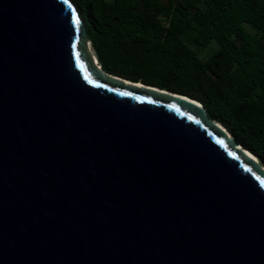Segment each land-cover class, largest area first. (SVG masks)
<instances>
[{"label":"water","instance_id":"1","mask_svg":"<svg viewBox=\"0 0 264 264\" xmlns=\"http://www.w3.org/2000/svg\"><path fill=\"white\" fill-rule=\"evenodd\" d=\"M89 45L68 0H0V264H264L259 160Z\"/></svg>","mask_w":264,"mask_h":264},{"label":"trees","instance_id":"2","mask_svg":"<svg viewBox=\"0 0 264 264\" xmlns=\"http://www.w3.org/2000/svg\"><path fill=\"white\" fill-rule=\"evenodd\" d=\"M68 2L105 73L196 101L264 167V0Z\"/></svg>","mask_w":264,"mask_h":264},{"label":"rangeland","instance_id":"3","mask_svg":"<svg viewBox=\"0 0 264 264\" xmlns=\"http://www.w3.org/2000/svg\"><path fill=\"white\" fill-rule=\"evenodd\" d=\"M216 49V45L214 43L210 44L203 52H201V57H206L212 50ZM88 51L91 54H94L91 45L88 46Z\"/></svg>","mask_w":264,"mask_h":264},{"label":"snow or ice","instance_id":"4","mask_svg":"<svg viewBox=\"0 0 264 264\" xmlns=\"http://www.w3.org/2000/svg\"><path fill=\"white\" fill-rule=\"evenodd\" d=\"M73 19H74V22H75L77 25L80 23L79 19L76 18L75 13H73Z\"/></svg>","mask_w":264,"mask_h":264},{"label":"bare ground","instance_id":"5","mask_svg":"<svg viewBox=\"0 0 264 264\" xmlns=\"http://www.w3.org/2000/svg\"><path fill=\"white\" fill-rule=\"evenodd\" d=\"M96 65V64H95Z\"/></svg>","mask_w":264,"mask_h":264}]
</instances>
